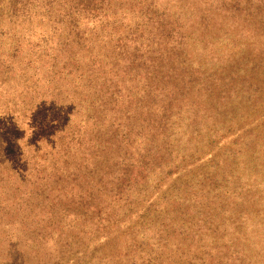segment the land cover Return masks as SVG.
Returning a JSON list of instances; mask_svg holds the SVG:
<instances>
[{
  "label": "trees",
  "instance_id": "1",
  "mask_svg": "<svg viewBox=\"0 0 264 264\" xmlns=\"http://www.w3.org/2000/svg\"><path fill=\"white\" fill-rule=\"evenodd\" d=\"M0 207V264H264V0H0Z\"/></svg>",
  "mask_w": 264,
  "mask_h": 264
},
{
  "label": "rangeland",
  "instance_id": "2",
  "mask_svg": "<svg viewBox=\"0 0 264 264\" xmlns=\"http://www.w3.org/2000/svg\"><path fill=\"white\" fill-rule=\"evenodd\" d=\"M0 210H5L4 208L0 207ZM101 243L103 242V240L100 241ZM99 246H92L91 249L97 248ZM18 251H21V249L19 248ZM91 264H99V260L98 259H94L91 261Z\"/></svg>",
  "mask_w": 264,
  "mask_h": 264
}]
</instances>
